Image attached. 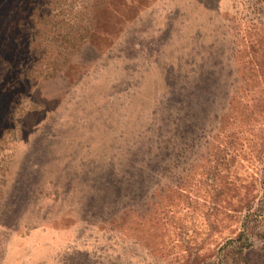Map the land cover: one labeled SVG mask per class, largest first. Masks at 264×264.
Segmentation results:
<instances>
[{"label":"rangeland","instance_id":"obj_1","mask_svg":"<svg viewBox=\"0 0 264 264\" xmlns=\"http://www.w3.org/2000/svg\"><path fill=\"white\" fill-rule=\"evenodd\" d=\"M61 4L82 40L0 112V264H264V0Z\"/></svg>","mask_w":264,"mask_h":264},{"label":"trees","instance_id":"obj_2","mask_svg":"<svg viewBox=\"0 0 264 264\" xmlns=\"http://www.w3.org/2000/svg\"><path fill=\"white\" fill-rule=\"evenodd\" d=\"M0 0V112L6 107L9 98L15 92L14 88L21 86V81L31 82L34 70L28 64L27 56L30 46L41 36L44 29L49 30L48 35L60 41L59 47L63 50L76 48L78 41L76 36L69 42L71 34L68 32L58 33L57 30L65 22V26L76 18H70L66 14L63 17L53 15L52 3L62 2L63 6H72L74 0ZM46 7V8H45ZM61 7V8H62ZM86 7V6H85ZM74 26V24H73ZM72 27V26H71ZM45 33V31H43ZM88 30L85 36H88ZM84 37V36H83ZM28 66H30L28 68ZM17 73L19 82L10 81ZM4 74V76H3ZM6 74V75H5ZM6 77H9L6 80ZM7 94V95H6ZM15 96V95H14ZM10 104V102H9ZM251 211V210H250ZM249 229V228H248ZM243 234H241L242 236ZM234 240L230 241L233 243ZM242 253V252H241Z\"/></svg>","mask_w":264,"mask_h":264}]
</instances>
